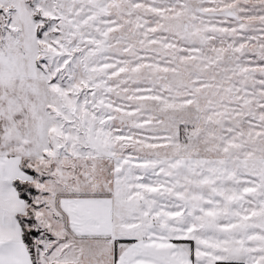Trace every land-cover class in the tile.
Listing matches in <instances>:
<instances>
[{"label": "snow or ice", "instance_id": "6c2138e0", "mask_svg": "<svg viewBox=\"0 0 264 264\" xmlns=\"http://www.w3.org/2000/svg\"><path fill=\"white\" fill-rule=\"evenodd\" d=\"M0 264H264V0H0Z\"/></svg>", "mask_w": 264, "mask_h": 264}]
</instances>
